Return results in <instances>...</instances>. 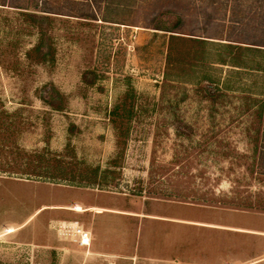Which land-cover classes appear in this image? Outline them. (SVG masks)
I'll list each match as a JSON object with an SVG mask.
<instances>
[{"label":"rangeland","instance_id":"1","mask_svg":"<svg viewBox=\"0 0 264 264\" xmlns=\"http://www.w3.org/2000/svg\"><path fill=\"white\" fill-rule=\"evenodd\" d=\"M7 1L0 0V264H83L89 249L60 235L63 222L55 220L69 213L50 206L98 196L51 183L57 167L65 168L64 175L99 169L110 184L97 189L127 195L147 213L264 231V177L255 161L264 133L255 112L264 97L253 94L264 91V74L251 69L264 67L261 58L237 52L241 87L211 108L196 83L214 73L208 42L218 41L208 37L217 29L197 23L195 11L182 31L164 33L150 24L173 8L170 0H114L116 6L94 10L84 0H40V6L65 15L38 13L36 19ZM91 12L96 21L66 16ZM41 35L43 54H31ZM216 67L222 83L230 68ZM51 87L64 98L63 112L41 99ZM116 107L128 116L120 128L111 121ZM121 133L125 137L117 145ZM119 147L124 152L116 160ZM178 202L207 209H185ZM152 226L163 229L165 243L178 228ZM187 230L186 242L193 235L187 257L224 255L221 241H235L219 231H208L209 240ZM238 238L244 258L264 247L261 237ZM160 244L151 248L157 256L182 257L175 247Z\"/></svg>","mask_w":264,"mask_h":264},{"label":"trees","instance_id":"2","mask_svg":"<svg viewBox=\"0 0 264 264\" xmlns=\"http://www.w3.org/2000/svg\"><path fill=\"white\" fill-rule=\"evenodd\" d=\"M7 1V0H4ZM17 1H21L17 2ZM50 1V0H49ZM48 1V2H49ZM70 2H75V0H69ZM88 8L94 10L95 8L101 9V7L116 6L114 0H84ZM171 4H174L173 8L170 10L162 11L160 14L156 15L150 24L151 29L156 32L164 33H178L182 31L188 24V19L192 16L194 11L201 18H196L197 23H202L203 25H212L217 29V34L213 37H208L210 39L217 40L218 42H208L209 45L214 47L212 58L209 57L210 66L214 71L213 74L206 73L205 76L199 78L196 86L199 87L200 95L203 101L209 103L211 108L216 107L218 102L223 99L226 93L236 92L239 87H241V73H240V61L237 52L240 50L246 51L248 56L254 58H261L263 61L264 57V0H170ZM8 3L13 5L12 7L29 10L31 13L24 14L30 18H38V13H48V14H58L65 15L56 12H50L48 8L44 7V4H48L47 0L40 6V0H9ZM73 4V3H72ZM221 12H224V18L222 20L218 18ZM229 16L226 18V15ZM69 17H78L81 19H86L88 21H96V16L91 13H81L73 15L67 14ZM109 22L108 20H104ZM131 25V24H126ZM41 35L38 43L30 52L31 54L42 55L44 52V39ZM263 56V57H262ZM254 62V59H253ZM42 63V62H40ZM251 68L252 71L259 74H264V67L256 66ZM216 66H226L229 71L226 73V78L224 82L221 83V76H217L216 73L219 72ZM236 69V70H235ZM216 72V73H215ZM221 74V70H220ZM263 88V87H262ZM261 89V88H260ZM45 88V95L41 97L44 104L48 106L52 111L63 112L65 109L64 98L60 93L51 87L47 92ZM264 90V88H263ZM256 96H263L264 91L253 93ZM264 100L262 105L258 107L255 112L257 118L260 122H263L264 129ZM256 106V105H255ZM118 107L111 113V121L113 125L117 128L123 127L128 121L127 113H118ZM129 112V111H127ZM264 132V130H263ZM261 135V134H260ZM125 137V134H118L117 145H120V139ZM262 139V140H261ZM260 139L259 148L256 151V163L260 169L258 175L264 177V133ZM70 145L67 146V150L70 151ZM124 148H120L117 153V159L122 157ZM116 162V161H115ZM114 161L109 162L110 167H114ZM57 176L48 178V180L53 183L61 184L65 183L69 186L74 187H84V188H97L99 186H108L110 181L104 177L98 176L99 169L92 171L91 174H80L77 171L71 170L67 175H64L65 168L57 167ZM49 177V175H48ZM59 180H56V179Z\"/></svg>","mask_w":264,"mask_h":264},{"label":"crops","instance_id":"3","mask_svg":"<svg viewBox=\"0 0 264 264\" xmlns=\"http://www.w3.org/2000/svg\"><path fill=\"white\" fill-rule=\"evenodd\" d=\"M70 188L80 189L98 196L95 201H75L69 205L50 206L51 209L69 213L60 216L62 219H55L57 222L77 221L91 232L92 240L88 248L89 253L81 251L86 255L83 264H264V247L261 253L244 258L241 253L242 247L237 242L238 236L261 237L264 239L263 230L243 227L238 224H214L211 221L182 215L179 212V214L173 216L154 215L142 211L141 203H137L136 200H132L124 194L97 188L74 186ZM102 195L110 197L109 199L112 200H103L100 198ZM177 205L185 209H207L205 206L186 202H178ZM75 206L81 207L82 211H74ZM231 213L248 215L237 212V210ZM148 222L152 223L150 231H147L146 224ZM158 223L173 224L178 227L172 230L170 243L163 242L165 240L161 233L163 229L158 227L155 229L152 226H156ZM187 229L196 232L195 235L199 236L198 238L204 236L203 238L210 240V232L208 231H219L225 233L224 238L226 240L228 234L235 241H233L232 246L222 245L221 241V246H225L223 248L224 255H215L214 258L212 255L208 258H193L190 255L187 257L189 253H193L190 244L193 235L190 234L189 242H186V238H183L187 235L183 230ZM159 234H161L160 241L157 237ZM150 236H153L152 239H149ZM156 239L158 243H156ZM160 242L172 248L175 247L182 257L164 258L157 256L151 248H161ZM210 245L208 248H213ZM72 249H75V247L72 246ZM76 261L80 262V260Z\"/></svg>","mask_w":264,"mask_h":264},{"label":"built area","instance_id":"4","mask_svg":"<svg viewBox=\"0 0 264 264\" xmlns=\"http://www.w3.org/2000/svg\"><path fill=\"white\" fill-rule=\"evenodd\" d=\"M60 235L70 238L78 248L88 249L91 245V232L86 230L79 222H63L58 227Z\"/></svg>","mask_w":264,"mask_h":264}]
</instances>
